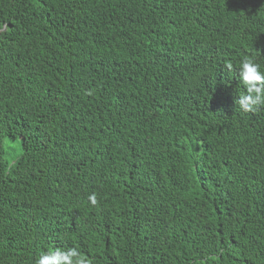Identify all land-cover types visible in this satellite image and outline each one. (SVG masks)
Returning <instances> with one entry per match:
<instances>
[{
  "label": "trees",
  "instance_id": "16d2710c",
  "mask_svg": "<svg viewBox=\"0 0 264 264\" xmlns=\"http://www.w3.org/2000/svg\"><path fill=\"white\" fill-rule=\"evenodd\" d=\"M246 57L264 0H0V264H264Z\"/></svg>",
  "mask_w": 264,
  "mask_h": 264
},
{
  "label": "clouds",
  "instance_id": "9594fccd",
  "mask_svg": "<svg viewBox=\"0 0 264 264\" xmlns=\"http://www.w3.org/2000/svg\"><path fill=\"white\" fill-rule=\"evenodd\" d=\"M225 67L230 72L233 70L231 62H227ZM240 69L239 75L247 94L238 99L239 108L246 113L258 111L264 106V73L260 71V66L248 57L241 61ZM89 201L92 206L98 203L95 195L90 196ZM36 264H91V261L83 257L75 248H71L67 251L56 249L43 254Z\"/></svg>",
  "mask_w": 264,
  "mask_h": 264
},
{
  "label": "rangeland",
  "instance_id": "374dc122",
  "mask_svg": "<svg viewBox=\"0 0 264 264\" xmlns=\"http://www.w3.org/2000/svg\"><path fill=\"white\" fill-rule=\"evenodd\" d=\"M8 147V144L6 143V148Z\"/></svg>",
  "mask_w": 264,
  "mask_h": 264
}]
</instances>
